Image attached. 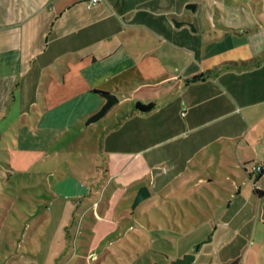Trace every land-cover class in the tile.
<instances>
[{"label": "crops", "instance_id": "crops-1", "mask_svg": "<svg viewBox=\"0 0 264 264\" xmlns=\"http://www.w3.org/2000/svg\"><path fill=\"white\" fill-rule=\"evenodd\" d=\"M197 1L202 0H101L87 7L86 0H0V165L43 161L72 134L82 150L78 158L91 150L107 171L103 181L122 183L129 196L144 184L168 187L186 166H199V152L214 137L220 141L213 142L212 154L219 156L218 169L227 172L229 188L217 182L214 210L203 198L209 210L200 213L204 224L196 235L208 236L207 245L192 250L191 241L179 244L174 255L156 252L163 264L197 251L214 254L218 264H257L259 256L264 264L263 252L254 247L264 240V123H257L264 118V74L224 60L213 78H193L206 54L214 52L208 45L215 40H261L264 11L256 14L258 21L249 14L247 24L222 25L217 35L206 37L211 27L184 15ZM189 50L195 54L188 60ZM105 92L117 101L99 120L85 124L105 101ZM136 100L155 106L140 112ZM235 104L242 116L234 114ZM258 165L263 169L252 170ZM166 171L171 175H163ZM149 172L155 179L147 183ZM98 192L84 184L75 191L84 196L73 211L75 217L81 209L75 240L83 259L100 256L99 264L107 263L109 255L124 264L131 254L121 239L129 244L126 236H137L136 227L114 221L116 205L107 197L100 207L103 216L98 215L95 203H89ZM90 225L100 240L88 238ZM138 226L140 231L143 225ZM197 262L195 257L190 264ZM152 263L158 264H146Z\"/></svg>", "mask_w": 264, "mask_h": 264}, {"label": "rangeland", "instance_id": "rangeland-1", "mask_svg": "<svg viewBox=\"0 0 264 264\" xmlns=\"http://www.w3.org/2000/svg\"><path fill=\"white\" fill-rule=\"evenodd\" d=\"M195 3H192L190 8L187 6L184 15L191 14L192 18L196 16L203 21L204 26H210L208 30L205 29L206 37L217 35L222 25L230 27L247 24L249 14L258 21L256 14L262 12L261 9L264 11L262 0H202ZM226 8L229 11H226ZM242 11L247 16H244ZM257 34L262 37L261 40H252V36H245L244 39L232 42L227 38V43L215 40L214 45H208L214 52L206 54L199 71V79L216 76L222 69L221 62L224 60L244 62L240 64L248 68L246 72L264 74V33ZM254 45L257 49L253 48ZM191 51L189 50L188 60L195 54ZM227 61L226 65H229ZM207 62L209 64L204 65ZM252 63H256L257 67L251 68ZM239 106L240 104L234 105V114L242 116L244 110L240 111ZM261 122L264 123V118L257 121L258 124ZM243 136H246V133ZM16 140L19 145V138ZM76 141L72 134L66 135L58 147L48 150L50 153L47 159L32 161L30 166L19 159L14 160L13 165H10L9 159L5 160L9 165H0V264H99L100 256L83 259L85 256L75 240L81 209H76L75 217L73 211L84 198L75 195V191L81 190L83 184L99 190L98 194L93 193L89 202L93 203V206L95 203L98 215L103 216L100 207L107 205V197L108 202L113 200L116 205L114 221L121 225H135L134 232L137 236L128 234L126 239L129 244L121 239V243L128 245L126 251L131 254V258L124 264H146L151 260L163 264L156 252L158 249L162 250L164 255H174L179 252L178 245L181 243L189 246L191 241H194L192 250L207 245L208 236L196 235L199 226L204 224L200 213L208 214L207 204L212 210L216 209L217 182L223 189L229 188L225 180L227 172L218 169L219 156L212 154L211 150L213 142L216 143L219 139L211 138L209 142L212 143H208L207 148L201 150L203 152H197L198 156H201L199 166L189 164L186 166L187 171L175 176L168 187H155L158 193L149 184L151 194L135 206L132 205L134 193L128 196V193H125L127 191H123L122 183L115 180L111 183L103 181L107 171L102 162L94 159L91 150L84 158H78L82 150L77 147ZM242 145L246 146L244 142ZM246 151L249 152L247 148ZM74 161L76 162L73 164ZM221 165L223 168L227 167L225 162ZM162 173L165 176L170 174L168 171ZM153 179L155 176L149 172L145 181L149 183L153 182ZM183 180L186 181L185 187L179 188L177 185ZM172 190L173 193H170ZM160 192L167 193L169 197H160ZM201 194L200 198L198 195ZM125 208L128 210L124 213L126 216L119 213L120 209ZM92 218L91 225L97 220L93 213ZM212 223L216 224L215 221ZM138 224L143 225L140 231L136 230L139 228ZM91 225L92 232L87 234L88 238L100 240V233H96L97 229H93ZM256 243L254 247L264 254V240H257ZM94 249H90L91 252ZM191 254L194 255V260L195 257L198 258L197 263L218 264L214 254H208L207 257L202 256L201 251ZM262 259L259 256L257 264L263 262ZM107 260L109 262L100 264H118L109 255Z\"/></svg>", "mask_w": 264, "mask_h": 264}, {"label": "water", "instance_id": "water-1", "mask_svg": "<svg viewBox=\"0 0 264 264\" xmlns=\"http://www.w3.org/2000/svg\"><path fill=\"white\" fill-rule=\"evenodd\" d=\"M187 6L191 7L193 6V4H188ZM102 96L105 98V101L97 111L95 110L92 114L88 116L87 120H85V124H89L90 122L99 120L106 113L108 108L111 107L117 101V97L115 94L105 92L102 93ZM149 194L150 191L148 187L145 184L141 185L138 188L137 193L134 194L132 205L133 206L137 205L140 200H142ZM193 259H194L193 254L185 253L181 258L174 260V264H190V262H192Z\"/></svg>", "mask_w": 264, "mask_h": 264}, {"label": "trees", "instance_id": "trees-1", "mask_svg": "<svg viewBox=\"0 0 264 264\" xmlns=\"http://www.w3.org/2000/svg\"><path fill=\"white\" fill-rule=\"evenodd\" d=\"M201 75V73H197L193 76V78H199ZM155 104L153 101H148V102H141L139 100L135 101V109L139 110L140 112H147L149 111L151 108H154ZM155 264V263H152Z\"/></svg>", "mask_w": 264, "mask_h": 264}, {"label": "built area", "instance_id": "built-area-1", "mask_svg": "<svg viewBox=\"0 0 264 264\" xmlns=\"http://www.w3.org/2000/svg\"><path fill=\"white\" fill-rule=\"evenodd\" d=\"M99 1H101V0H86V6L89 7V6H91V5L96 4V3L99 2ZM260 169H263V166L258 165V166H256L254 169H252V170H256V171H258V170H260Z\"/></svg>", "mask_w": 264, "mask_h": 264}]
</instances>
